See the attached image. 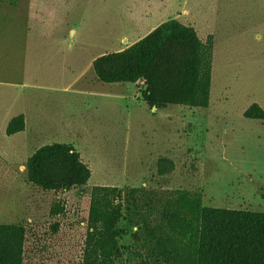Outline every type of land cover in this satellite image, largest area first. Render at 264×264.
<instances>
[{"label": "rangeland", "instance_id": "1", "mask_svg": "<svg viewBox=\"0 0 264 264\" xmlns=\"http://www.w3.org/2000/svg\"><path fill=\"white\" fill-rule=\"evenodd\" d=\"M18 2L0 0V95H14L26 130L7 137L0 124V224L26 228L24 264H81L97 186L200 192L204 207L264 213V121L243 117L253 104L264 110V0H36L43 24L23 9L11 18ZM172 19L213 38L208 109L151 110L144 83L95 76V59ZM52 144L81 155L86 187L55 194L28 183V159ZM160 158L174 162L171 174L158 175ZM56 204L65 211L53 216ZM119 229L117 264H135V219Z\"/></svg>", "mask_w": 264, "mask_h": 264}, {"label": "trees", "instance_id": "2", "mask_svg": "<svg viewBox=\"0 0 264 264\" xmlns=\"http://www.w3.org/2000/svg\"><path fill=\"white\" fill-rule=\"evenodd\" d=\"M214 41L172 19L132 46L95 59L97 80L106 85L144 83L143 101L151 110L170 106L208 109ZM243 117L264 121V110L251 105ZM24 115L13 118L6 136L25 132ZM175 164L160 158L158 175ZM27 180L43 192L68 193L84 188L92 172L71 145L38 149L27 161ZM56 204L53 216L63 214ZM138 226L132 236L135 264H264V213L203 206L200 192L178 190L165 197L132 189L94 187L90 194L87 237L81 264H117L123 257L119 224L124 216ZM55 227V230H57ZM26 228L0 224V264H24Z\"/></svg>", "mask_w": 264, "mask_h": 264}, {"label": "crops", "instance_id": "3", "mask_svg": "<svg viewBox=\"0 0 264 264\" xmlns=\"http://www.w3.org/2000/svg\"><path fill=\"white\" fill-rule=\"evenodd\" d=\"M35 1L36 0H19V2H18L19 5L17 6V11L14 14V16H12L11 18H15V16H18V10L21 11L23 9V10L31 11L33 14L32 16L35 19H37V21H40V23L43 24L45 22L44 20L46 19L47 13H46V15L39 17L37 12L35 11L37 9L39 10V7L37 6L38 3H36ZM3 22L6 23L9 21L3 20ZM0 35H2V34L0 33ZM77 80L79 81V79H77ZM0 98H1V100H0V118H1L0 124L2 126H4L5 128H7L9 122L13 118L19 116L18 112L14 111L15 105H16V99L14 98V95L12 97H10L9 100H5V97H3V95H0ZM32 111H33V114H34V112H35V114L39 113V105H37V102H36L35 106L32 107ZM36 125H37V123H36ZM39 129L40 128H38V132H40ZM5 132H6V129H5Z\"/></svg>", "mask_w": 264, "mask_h": 264}, {"label": "water", "instance_id": "4", "mask_svg": "<svg viewBox=\"0 0 264 264\" xmlns=\"http://www.w3.org/2000/svg\"><path fill=\"white\" fill-rule=\"evenodd\" d=\"M153 109H155V108H153Z\"/></svg>", "mask_w": 264, "mask_h": 264}]
</instances>
